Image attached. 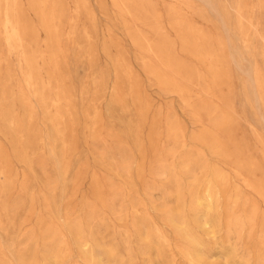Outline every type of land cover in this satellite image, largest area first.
<instances>
[{
	"label": "rangeland",
	"instance_id": "1",
	"mask_svg": "<svg viewBox=\"0 0 264 264\" xmlns=\"http://www.w3.org/2000/svg\"><path fill=\"white\" fill-rule=\"evenodd\" d=\"M0 264H264V0H0Z\"/></svg>",
	"mask_w": 264,
	"mask_h": 264
}]
</instances>
